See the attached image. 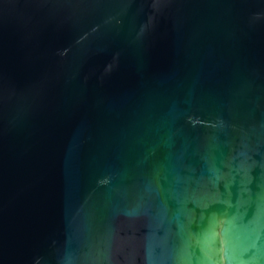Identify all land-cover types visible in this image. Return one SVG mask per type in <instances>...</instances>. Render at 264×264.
<instances>
[{
  "label": "water",
  "instance_id": "95a60500",
  "mask_svg": "<svg viewBox=\"0 0 264 264\" xmlns=\"http://www.w3.org/2000/svg\"><path fill=\"white\" fill-rule=\"evenodd\" d=\"M0 264H264V0H0Z\"/></svg>",
  "mask_w": 264,
  "mask_h": 264
}]
</instances>
